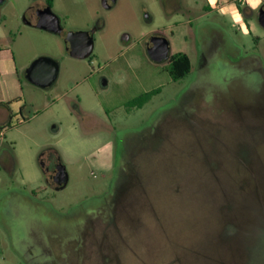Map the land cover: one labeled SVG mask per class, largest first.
Segmentation results:
<instances>
[{
	"label": "rangeland",
	"instance_id": "obj_1",
	"mask_svg": "<svg viewBox=\"0 0 264 264\" xmlns=\"http://www.w3.org/2000/svg\"><path fill=\"white\" fill-rule=\"evenodd\" d=\"M143 3L154 27L170 25L155 0H121L88 59L64 45L54 86L25 83L33 112L0 137L8 161L0 167V264H264V235L252 228L264 223V192L256 191V177L264 188V115L246 70L251 57L264 63V27L253 19L249 30H229L232 42L216 49L202 77L174 82L168 64L148 54ZM57 7L65 36L102 12L100 0ZM124 33L131 43L120 42ZM184 35L176 34L173 53L194 64L197 48L181 44ZM19 46L23 57L34 49L27 40ZM47 151L69 174L61 191L47 187ZM137 195L129 209L125 201Z\"/></svg>",
	"mask_w": 264,
	"mask_h": 264
},
{
	"label": "flooded vegetation",
	"instance_id": "obj_2",
	"mask_svg": "<svg viewBox=\"0 0 264 264\" xmlns=\"http://www.w3.org/2000/svg\"><path fill=\"white\" fill-rule=\"evenodd\" d=\"M155 2H157L161 7L164 19L166 22H170V25L164 24L154 27L156 17L151 11L150 7L146 3H143L140 9L142 10L145 26H147V28H152L144 35V42L148 50V46L151 43H156L157 41L160 42L165 39L170 46V52L169 58L161 62L154 61L151 57L150 58L157 64H168L169 69L174 67L176 71H179L180 68L177 66V63L180 59H175V55L185 52L180 51L173 53V42L175 40L176 34L181 29L185 31V35L180 43L185 46H193L197 48L196 62L194 64L189 54L185 53L191 59L192 68L188 75L183 79L189 77L190 85H193L199 77L203 76V73L212 63V59L217 53L216 49L225 47L230 42H232L229 30H232V32L235 34H239L241 29L248 28L247 23L250 20L254 19L259 23L260 15L262 12H264V0L257 9L249 7L246 0H155ZM120 3L121 0H100L102 12H99L95 23L90 28L77 31H87L91 36L94 37L95 40L97 34L103 32L106 29L107 14L113 12V10H115L118 5H120ZM47 6L53 9V2L49 1ZM226 8H233L232 13H227L225 11ZM236 17H238V19H236ZM62 27L65 29L63 24ZM120 42L122 44H129L132 41L129 34L124 33L120 38ZM246 64L247 72L254 76L258 83V91L260 97L262 98L260 113L264 115V63L261 58L254 56L251 57V60ZM101 80L107 83L105 78H101ZM181 80L174 82H179ZM190 92L187 95H189ZM40 165L45 175L47 187L54 191L63 190L60 189L62 188V185H58L54 180V176L58 172V167L62 165L57 153H51L48 151L44 152L40 157ZM261 185V180L256 177L257 193L259 188L264 192V188H262ZM143 194L145 193L143 192L140 194V196ZM138 198L139 195L135 197V200H129V198L127 201H125V204L130 205L129 209H133V205H135V203L137 204ZM260 201L263 202L262 204L264 206V199L262 196H260ZM131 218L134 219L133 217ZM116 220L117 217H115L112 221L116 222ZM258 220L252 225L253 233H263L264 235V223ZM253 233H251V235ZM23 251L25 257L29 258L30 260L31 256L33 255L32 250L25 248ZM30 263L32 264L31 261Z\"/></svg>",
	"mask_w": 264,
	"mask_h": 264
},
{
	"label": "crops",
	"instance_id": "obj_3",
	"mask_svg": "<svg viewBox=\"0 0 264 264\" xmlns=\"http://www.w3.org/2000/svg\"><path fill=\"white\" fill-rule=\"evenodd\" d=\"M49 1L53 2V11L61 19L65 18L62 14L64 10L60 11L57 7L58 0H5L0 4V128L9 121L12 124V127L0 130V137L6 136L9 128H13L16 122L20 124L24 117L28 119L33 112L32 104L26 99V89L38 87L28 82L26 70L40 57H50L58 61L57 56L62 54L61 50L67 37L63 34L65 29L61 34H52L27 24L38 22L37 12L46 8ZM8 4L12 5L13 10L7 11ZM98 15V12L91 15L94 17L93 24ZM89 22L91 20L87 19L85 23ZM24 40L30 41L31 47L34 48L28 57H23L19 46ZM25 83L29 86L25 87ZM1 147L3 146H0V151ZM0 167L8 169V161L1 154Z\"/></svg>",
	"mask_w": 264,
	"mask_h": 264
},
{
	"label": "water",
	"instance_id": "obj_4",
	"mask_svg": "<svg viewBox=\"0 0 264 264\" xmlns=\"http://www.w3.org/2000/svg\"><path fill=\"white\" fill-rule=\"evenodd\" d=\"M5 0H0V4ZM38 22H27L28 25L39 28L52 34H61L63 32L60 17L49 6L38 12ZM259 24L264 27V12L261 13ZM95 45L94 37L87 31L69 32L65 39L66 50L69 55L79 60L88 59L93 53ZM170 46L163 39L148 46V54L154 60L161 62L169 58ZM59 62L50 57H40L36 59L26 70V79L28 82L40 89H49L54 86L59 78ZM58 185L65 189L69 183V174L66 167L62 164L58 167V172L54 176Z\"/></svg>",
	"mask_w": 264,
	"mask_h": 264
},
{
	"label": "trees",
	"instance_id": "obj_5",
	"mask_svg": "<svg viewBox=\"0 0 264 264\" xmlns=\"http://www.w3.org/2000/svg\"><path fill=\"white\" fill-rule=\"evenodd\" d=\"M175 59H180V60H178V63H177L178 64L177 66L180 68V70L176 71L174 69V67H171L169 69V75L173 81H178V80H181L188 75V73L190 72V70L192 68V62H191V59L188 57V55L185 53H180V54L175 55ZM158 92H159V90H154L152 92L141 95L140 97L135 99L133 101V103H136V104L139 103L138 105L140 107V106H142V104L148 102ZM23 119L26 121L28 120L25 117ZM5 127H12L11 122L9 121L8 124H6L4 127H1L0 130L4 129ZM13 151L14 150L12 149L11 150V157H13V155H14Z\"/></svg>",
	"mask_w": 264,
	"mask_h": 264
}]
</instances>
